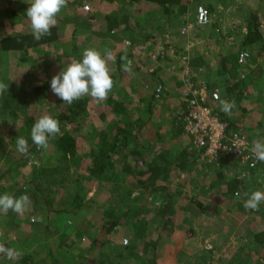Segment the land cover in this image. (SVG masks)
<instances>
[{"label": "rangeland", "instance_id": "obj_1", "mask_svg": "<svg viewBox=\"0 0 264 264\" xmlns=\"http://www.w3.org/2000/svg\"><path fill=\"white\" fill-rule=\"evenodd\" d=\"M30 2L31 0H0V7L2 10V12H0V39L4 35L14 32H31L28 17H25L22 13H20V7H22L25 3L30 4ZM78 2H82V6H76ZM219 2L224 3L223 0H219ZM195 5L196 0L192 1L191 6L188 5V21H191L194 16L193 11H195ZM217 5L212 7V14L213 12L214 14H217L215 13L218 11ZM85 6H89V10H86ZM118 6L119 2L117 0H67V6L61 11V17L65 18L68 15L72 16L73 13L79 14L82 17L93 15L96 17L97 21L92 20L90 30L81 28L74 29L73 20H71L69 22L70 24H67L66 27H63L60 30L59 41L56 42L55 45H50L45 49L47 54L49 52L48 57L42 56V53L38 55V52L30 51L27 59H24L23 54L20 52H8L3 51L0 48V82L6 84L9 78H13L17 84L21 85L24 82V78L25 81L27 79V84H25L27 88L43 84L44 82H47L50 85L51 79L60 73L69 62L71 63L73 60L71 58H76L80 50L84 51L88 48H94L103 54L104 50L108 49L113 52L116 58V55H118L122 50H129L133 45L131 44L127 46L126 40H122L121 38L124 36L123 39H128V37H131L132 35H137L139 37L138 43H141L140 50L137 53V57L128 58V60L132 61L133 74L130 75L129 73L122 71L121 66L119 71L121 72V75L119 76L118 83L120 86L115 92L116 95L118 94V97L123 96L127 101L129 99H134V101H136V105L139 104L138 106H141L143 103L149 101L150 95H154L155 90V79L152 74L153 71L149 68V66H151V56L156 49V42H153L152 40V42H148L145 35L140 33L146 32V34L152 35V25L158 23L163 17L162 15H158L153 18L152 15L150 18L147 17L143 12V6L140 8H131L127 13V26L123 27L122 30H116L115 33L110 32L107 34V25L102 18L107 12L111 9L118 8ZM251 9L253 11H257L259 15H264V0H233L231 7H224L223 9L222 13L225 15L227 20L226 22L229 25L221 22L223 26L221 30L226 31L229 26V31L236 32V30L244 24V12H248ZM184 20L185 19H183V21ZM261 21L264 25L263 17L261 18ZM211 29V27H207L208 31H211ZM93 30H100L97 32L101 35L98 36L97 34L93 36L91 34ZM137 30L140 33H136L135 31ZM204 32L205 34L208 33L207 31ZM118 33L122 36L118 35ZM90 34L91 36H88ZM234 37L235 36L232 37L226 34V36L222 35L221 37H217L215 41H211V44L217 43L219 53L216 55L214 51V54L209 55L206 60L210 61V63L218 60V63L220 64L222 55L227 53V51H229V47L235 44L236 39ZM173 38L177 44H179V42H182L181 44H183V41L178 36H174ZM210 40H213V38ZM75 42L76 47H74ZM163 43L164 42L160 40V44L162 45ZM181 44L180 48H182ZM188 45H192L191 41ZM199 45H196L195 47L200 48ZM200 46L202 48H207L209 47V44L202 43ZM185 47L186 45H184V48ZM174 52L178 54L176 50ZM168 59L169 60L160 59V61L166 62L165 69L176 66L178 68L182 67V61L179 56H172V60L169 57ZM34 60H37V64H34ZM260 65L263 66L264 71V59H260ZM109 67L112 71L116 70L117 65L115 60L109 63ZM220 68L221 66L217 68L219 72ZM258 75L259 76L257 77L255 76V79H253V86L250 87V91L252 92V95H250L251 99L242 103V106L244 107L247 105L248 108L251 109L258 106L264 109L263 106H259L262 101L264 102V73L260 72ZM213 76H211L212 78H210V80L212 83L217 85L216 88L219 89L221 98L224 100L225 94L222 89V84H224L225 79L222 80L221 77L216 78L214 73ZM164 83L167 84L168 81L165 80ZM212 83L211 86L213 88L214 86ZM168 90L172 92L175 91L173 87L169 86ZM250 91L246 89L245 93L249 94ZM245 93L240 96H245ZM49 99V101L45 100L43 103L38 105L37 109H35L38 116L42 117L43 115H50L55 118L61 114L64 107L59 105L60 103L56 102L54 97H50ZM177 102L178 101L176 99L170 98L167 95L162 97L160 100H155L153 119L158 121L164 120L166 123L165 128L168 129L171 126V121L175 120L173 112L179 108L177 107ZM216 106H220L219 110L221 111L220 102L216 103ZM263 109L262 111L259 110L258 113L255 110L253 111L254 113H257L256 115H253L252 113L253 122H260L263 118L261 117L264 113ZM88 110L89 115L84 119L82 128L77 130V132L75 131L76 136H79V154L83 158H88V152L91 144L95 140L96 133H98V131L103 127H106L109 123L108 120L100 118V112L107 111L108 118L110 120L113 119L112 114L109 112L110 109L104 102H92L89 105ZM237 111L238 113L240 112L238 109ZM233 114L235 115V113ZM142 115L147 116V112L143 111ZM164 122L161 121V125H159V127L161 126L164 129ZM22 123L23 122L19 120L13 121L11 118L0 117V172L1 174L6 175V177L0 179V195L11 194L14 196L16 192L17 195L15 197H19L21 194L17 188L21 189L25 186V183L29 181L32 165L39 163V158L36 154L32 160L29 162L26 161L22 164L25 165L23 166V172L18 173V168L14 166L17 164V160L22 157V154H20L17 150H14L16 145L11 146L8 134L12 131H17V137L22 136V134L24 135V129H22L23 131L21 130L23 126ZM262 124V127L264 128V120L262 121ZM75 126L76 125H70L67 126V128L72 130ZM175 126L181 128L178 124H175ZM159 127L156 125L143 128L142 131L139 132L138 142L147 145L150 139L153 138V135H155L153 132L156 129L159 130ZM247 133L249 136L251 135V132L248 130ZM169 136L170 134L168 133V137ZM257 139L264 141L259 136H257ZM182 140L181 136V141ZM177 142L179 141L176 138L166 141L163 137L161 140H156L154 146L155 149H158L161 146H166V148L169 149L172 144H176ZM31 144L32 141H28V145L30 146ZM176 146L187 147V145H184L183 143L176 144ZM174 149L175 148H173V152L175 153H173L170 157L172 160H174L177 156L175 155L177 151ZM43 152L44 153L42 154L44 155V161L46 164H54V162L59 158V153L56 151L53 141L49 142V147L43 150ZM189 155L192 157L191 154ZM87 160L88 159H84V165L87 163ZM129 161L133 163L132 159ZM229 161L232 162L231 159L227 160V162ZM185 162L188 164V169H185L181 173L182 175L180 177H174L175 180L164 185L165 187L167 186L168 191L171 190L172 192H176L178 189L180 192L181 189V192L183 193L177 201V207L175 213L173 214L175 229L173 234L166 237L165 241L159 246L156 264H249L246 261V252H249V254L247 253V256H251L253 258L251 264H262V261H259V256H257V254L250 249L252 245L248 244L246 238L254 230L256 231L258 229L257 220L264 219V213L246 210L243 206L245 200L242 201L241 204L235 205L239 211H232L231 209L230 212L231 205L229 208H222L219 206L220 199H222V190H224V184H218L220 177L219 174L222 175V178H230L235 173V171L232 172L233 166L226 163L223 166H220L221 164L217 165L220 167H211V165L203 166L202 164H198L197 161H191V158H188ZM234 166L238 170L244 169V167L237 166L236 164H234ZM207 167H211L210 172L206 171ZM7 169H9L10 174H8L9 172L7 173ZM5 172L7 174H4ZM80 174L83 176V173ZM21 178L27 179L24 184H20ZM257 179H259L257 182L261 181V178ZM110 181L111 178H107V182ZM83 183L86 186L84 190H82L84 200L90 199L100 205L104 203H107L108 205L111 204L110 196L103 188L95 186L92 181L88 183L84 181ZM213 183L216 187L211 188L210 185ZM69 188L74 192L78 189L73 183L70 184ZM255 190L264 191L260 185L251 184L245 192L251 193ZM137 193H139L137 190L133 192L134 195ZM164 195L165 193L156 192L149 199V202L141 201L140 204L150 208L158 207L160 202L165 200ZM28 196L31 200V205L26 211L25 219L23 218L22 223L16 224L14 222L16 213L12 211L10 214L0 213L1 240L4 242L6 247L14 248L20 253L19 257L14 260H9L0 255V264H20L23 260V256L26 254L31 256L29 264H70L72 260H74L77 264H98V249H96L95 246H90V235L85 231L89 230V233L92 236L94 232H99L103 229V226H101L102 208L97 207V205L93 203L94 205L91 209L82 210L76 216L70 213H51L48 216V223L51 224V227L46 232L45 228L48 225L47 214L44 215L42 213L38 215L29 211V209L34 207V201L31 195ZM242 196L243 199H247L244 195ZM235 200L238 199H234L233 203H235ZM224 203L228 205V203ZM64 204H67L65 198L59 197L55 207L59 208ZM130 206L131 202L123 208L127 209ZM214 207H217L216 211H213ZM124 212L125 211H122L120 213L123 214ZM205 213H207V216H203ZM158 222V218L153 219L149 228L151 230L152 228L156 229L155 226L158 225ZM122 230L126 234L129 232L128 226L126 225L123 226ZM191 230L192 233H188L191 232ZM130 231L133 232L132 229H130ZM91 236L90 238H93ZM110 237L113 236L110 235ZM124 237L126 236H122V234L121 237H113L111 238L110 243L119 244L122 242L125 245L127 244V241H125L127 238ZM77 239L79 242H75ZM195 239L198 240V242L194 243L193 240ZM199 242L202 243V245L199 244ZM203 246L207 248L206 250H212L213 253L211 256L202 248ZM243 247H245L246 250H244ZM80 251H84V260L82 262L79 261L80 255L78 253H80ZM75 252H78L76 254V256H78L77 260L73 256V253ZM139 252L141 253L140 257L143 258L148 256V258H151V250L150 254L145 255L143 245L140 246ZM261 254L264 258V250H261ZM140 257L131 258L130 264H137L136 262H140L142 259ZM121 258L122 257L117 260L115 259L114 263H117L121 260Z\"/></svg>", "mask_w": 264, "mask_h": 264}, {"label": "trees", "instance_id": "obj_2", "mask_svg": "<svg viewBox=\"0 0 264 264\" xmlns=\"http://www.w3.org/2000/svg\"><path fill=\"white\" fill-rule=\"evenodd\" d=\"M117 1L119 2L118 8L103 16V21L106 22L107 25V34L110 32L115 33L117 29L122 30L123 27L127 26L128 10L134 6L143 5V3L155 4L160 8L162 17L165 20L159 26L158 29L160 30L158 34L166 29L164 26L167 25L169 21V26L172 27L171 31L175 36L181 38L183 42L190 43L191 41L192 43L190 48L186 49V52H188L190 56V72L193 73L196 71L201 73L200 68L205 70V66L207 65L206 58L198 54L192 55V51L195 49L192 40L193 34H183L179 31V17L182 15V7L179 8L178 5L182 0ZM229 3L230 0L227 5ZM29 5L30 4L25 3L20 7V13L25 17H27L26 11ZM78 5L82 6V2H78L76 6ZM0 12H2L1 7ZM68 16L62 18L60 13L57 25L51 29V35L43 37L40 41H36L33 38L32 32H14L4 35L0 39V48L3 51L20 52L23 54L24 59H27L29 51L45 50V48L51 44L56 43L60 39V30L66 27L67 24H70L69 22L71 20H73L74 29L81 28L85 30H90L92 20L97 21L96 17L93 15L82 17L79 14L73 13L72 16ZM243 19L244 24L235 32V44L229 47V51L222 55L220 61V66L225 70L227 75L222 86L225 94L224 100H234L235 102L231 114L226 115L223 111H220V106L217 107L210 99H205L201 102L209 105L221 120L227 122L229 130L239 129L247 133V130H251V128L246 127L247 125L244 119H234L233 113L237 114V109L240 112L245 110L242 103L251 99L250 95H252V92L250 91V87L253 86V79H255V76H259L258 74L260 72H263L260 59H264V25L257 11H253L252 9L248 12H244ZM215 24L217 25V22ZM162 25L163 28L161 29ZM211 25L213 24L211 23L207 27ZM217 33L219 36H226L227 33L232 34L228 28L226 31L218 28ZM95 34H98V36L101 35L98 32ZM148 35L153 38L157 34ZM181 43L179 42V44ZM74 45V47H76V42ZM180 49L184 50L183 48ZM242 51L249 53V60L244 65L238 63V56ZM48 55L49 52L47 56ZM82 58L83 51L80 50L78 56L71 59L82 60ZM121 62L122 59L117 60L118 68L115 72H112L115 87L108 98L103 101L110 109L109 112L112 114L113 119L110 120L108 118L107 111L100 112V118L108 120L109 123L96 133L95 140L91 144L88 152V158H83L79 154V136H76L75 131L77 132V130L82 128L84 119L89 115L88 107L92 102H95L91 97L86 96L69 105L63 103V101L51 91V87L47 82L27 88L25 86V84H27V79L25 81L23 78V84L19 85L13 78H9L6 82V84H8V91L0 97V117L11 118L13 121H22L23 126L21 130L24 129V131L22 130L24 132L22 137L30 142L31 128L41 117L36 114L35 109H37L38 105L45 100L49 101L50 97H54L56 102H59V105L64 107L61 114L55 117V119L60 121L61 134L53 140L52 138L49 140V142L53 141V145L59 153L58 160H56L54 164H46L44 155L42 154L44 153L43 150H38L32 143L29 146L28 154L22 155V157L17 160V164L15 163L16 165H14L20 169L24 166L22 164L32 160L34 155L37 154L39 158V163L33 164L31 167L32 171L29 176V181L25 183L23 188H17V190L20 191L19 193L21 195L26 194L33 197L34 207L29 209V211L38 215L42 213L44 215L47 214L48 225L45 228L46 232L51 227V224L48 223V216L51 213H70L76 216L82 210L91 209L94 205L93 203H95L97 207L103 209L101 225L103 229L99 232H94L92 236L89 230L85 232L93 237L90 238L88 235L89 241H91L90 246H95V248L98 249V264H130L131 258L140 257L141 253L139 250L141 245H143L145 255L150 254L151 250V258H148V256L143 258L140 257L142 259L140 262L136 263L156 264L159 246L165 241L166 237L173 234L175 229L173 214L177 207V201L183 193L181 189L180 192L178 189L176 192H172L171 190L168 191L167 186L165 187L164 185L170 181L172 182L174 177H180L182 175L181 173L185 169H188V164L185 162L188 158L196 162V156L191 157L189 155V146L191 144L190 137L185 134L183 125L178 119V112L181 111L187 98L183 96L184 82L183 79H180L181 88L177 94L183 105L174 110L173 114L176 119L175 122L172 120L171 126L168 129L172 132L171 139H178L179 142L176 144L183 143L187 145V147L173 146L167 149L165 146H161L155 149V146L150 143L147 145L139 143V132H141L143 128L156 125L159 127V125H161L158 120L153 119L155 111L154 101L162 99L165 95L168 97L170 95L172 96L174 91L163 89L157 97L155 87L154 95L151 94L149 101L143 103L141 106H138L139 104L136 105L134 99H129L127 101L123 96L118 97L115 91L120 86L118 84V74L119 76L121 75L119 72L122 66ZM67 66L65 68H67ZM193 81L196 83L195 79H193ZM246 89L250 91L249 94L245 93ZM174 93H176V91ZM244 93L245 96H240ZM261 104H263L264 107L263 101ZM143 111L147 112V116L142 115ZM175 124H178L181 128L175 126ZM70 125L76 126L70 130L67 128V126ZM157 130L158 129H156V131ZM17 133V131H12L8 134L11 146L16 145V139L18 138ZM155 135L157 139L160 138L158 133ZM181 136L183 139L182 141ZM251 136L252 135L249 137L252 142L257 136L262 137L264 140V132L258 131V133H254V138ZM153 138H151L150 141L154 142ZM173 148L177 151L175 154L177 156L174 160L170 159L172 154L175 153L173 152ZM14 150H17L16 146ZM84 159H88L85 165L83 163ZM130 159L133 160V163L129 161ZM232 163L234 164V162ZM80 173H83V176ZM252 174L247 179L241 178L238 173H234L230 178H222V175L219 174L218 184H224V190H222L223 196L233 199L236 197L235 193L240 192V197L243 199L242 195L247 189V183ZM107 178H111V181L107 182ZM84 181L87 183L92 181L95 186L103 188L107 194H109L111 204L108 205L104 203L100 205L90 199L84 200L82 196V190L86 187L83 183ZM72 183L78 188L75 192L69 188ZM210 187L214 188L216 185L213 183ZM135 190L139 191L136 195L133 194ZM152 191L165 193V200L160 202L159 206L155 208H150L145 205L142 206L140 204L141 201L149 202V199L156 193ZM59 197H64L67 204L57 208L55 204ZM244 200L246 199L238 200L239 204ZM130 202L131 206L124 209L123 207H126ZM122 211L125 212L122 214L120 213ZM10 212L11 211H9L8 214H10ZM257 212L264 213V203L260 205V210ZM25 213L23 215L16 214L14 222L16 224L22 223L23 218L25 219ZM156 218L159 220L158 225L155 226L156 229L152 228L151 230L149 226L153 219ZM257 222L258 229L256 231L254 230L246 239L248 244L252 245L250 249L259 256V261H262V264H264V258L261 254V250H264V219H258ZM124 225L128 226V234L124 233L122 230ZM130 229H132L133 232H131ZM188 233H192V230ZM121 234L122 236H126L124 238H127L125 239L127 244L124 245L122 242L119 244L110 243L111 238L121 237ZM110 235L113 237H110ZM75 242H79V240L77 239ZM202 248L210 256L212 255V250H206L207 248L204 246ZM243 249L246 250L245 247H243ZM77 253H73L76 260L78 257L76 256ZM247 253L249 254V252H246V261L251 264L253 258L247 256ZM78 254L80 255L79 261L82 262L84 260V251H80ZM30 257L31 256L27 254L24 255L20 264H29ZM120 257L122 258L118 262L121 263H114V260ZM70 264L77 263L72 260Z\"/></svg>", "mask_w": 264, "mask_h": 264}, {"label": "clouds", "instance_id": "obj_3", "mask_svg": "<svg viewBox=\"0 0 264 264\" xmlns=\"http://www.w3.org/2000/svg\"><path fill=\"white\" fill-rule=\"evenodd\" d=\"M67 6V0H31L26 15L30 21L31 32L36 41L51 35V29L58 23L61 11ZM125 61L122 65L123 71L133 74L132 61L122 57ZM115 60L111 50L105 49L103 54L94 48L83 51L82 60L73 59L60 73L55 75L50 82L51 91L59 97L63 103L72 104L75 101L88 96L96 103L105 101L115 87L112 78V70L109 63ZM8 91V84L0 82V96ZM221 111L226 115L231 114L235 102L220 101ZM61 134L60 121L50 115L40 117L31 128V141L38 150L49 147L50 138L54 139ZM17 151L22 155L29 152L28 141L19 136L16 139ZM255 161L264 163V141L255 139L250 149ZM223 161V160H222ZM247 199L244 202L246 210L259 211L260 205L264 203V191L255 190L251 193H243ZM235 196L240 198L241 193ZM31 205L28 195L15 197L11 194L0 195V213L12 211L23 215ZM0 255L9 260L17 259L20 253L0 242Z\"/></svg>", "mask_w": 264, "mask_h": 264}, {"label": "crops", "instance_id": "obj_4", "mask_svg": "<svg viewBox=\"0 0 264 264\" xmlns=\"http://www.w3.org/2000/svg\"><path fill=\"white\" fill-rule=\"evenodd\" d=\"M192 1L193 0H182L181 1V3L178 5V7L179 8H181L182 7V15L179 17V21H180V23H182L183 22V19H185L184 21H186L187 19H189V18H187L188 16H189V14L187 13V10L189 9V6L188 5H190L191 6V4H192ZM228 1L229 0H223V2L224 3H222V2H219V0H196V5H195V11H193L194 12V14L193 15H195V12H196V7L198 6V5H203V6H205L206 8H208L210 11L212 10L211 8L213 7V6H215V5H217L218 7H217V9H218V11L217 12H215V13H217V14H214V12H213V14H212V12H211V15H212V24L214 25H211V26H209V27H211L212 29H211V31H208L207 30V26H205V27H196V28H193V30H192V34H193V36H192V40L194 41V47L196 46V45H201L202 43H208L209 44V47H207V48H202L200 45H199V47L200 48H196L195 47V49L192 51V55H195V54H198V55H200V56H203L204 58H207V57H209V55H212V54H214V51H215V53H216V55H218V53H219V50H218V45H217V43L215 44H211V41H215V39H217V37H221V36H219V34L217 33V30H218V28L219 29H221L223 26H222V23L221 22H224L226 25L228 24L226 21V18H225V15L222 13L223 12V9H224V7L225 8H229V7H231V5H232V3H233V0L231 1L230 0V3L227 5V3H228ZM253 1V0H252ZM194 3V2H193ZM141 6H143V8H144V14L148 17L149 16V18H150V16L152 15V18L153 17H156V16H160V15H162V14H158V13H161V11H160V8L157 6V5H155V4H145V3H143V5L142 4H140V5H136V6H134L133 8H135V7H137V8H140ZM117 8H115V9H111L109 12H111V11H114V10H116ZM109 12H107V13H109ZM258 13V12H257ZM186 14V15H185ZM259 14V13H258ZM264 14V13H263ZM192 15V14H191ZM186 16V17H185ZM223 16V17H222ZM194 17L195 16H193L192 17V19H191V21H193V19H194ZM259 17H260V20H261V18L263 17V15H259ZM103 19V18H102ZM160 19V18H159ZM165 20L163 19V18H161V20H159V22L158 23H156L155 25H152V35H155V34H157V35H155L153 38L152 37H150L148 34H146V32H144V33H140V32H138V30L137 31H135L136 33H140V34H144L145 35V38H147L148 37V42H149V40L151 41H153V42H156V49H155V52H153V54H152V56H151V59L152 60H150V64H151V66H149V68L153 71V76H154V79H155V81H154V84H155V87L157 88V86L158 85H160V84H162L163 86H164V89H167L168 90V86L169 87H173V89L176 91V93H174L173 92V95L171 96H169L170 98H173V99H176L178 102L176 103L177 104V107H180L181 105H183V103L181 102V99L179 98V95L177 94L178 93V91L180 90V88H181V80L180 79H182V72H183V70L184 69H182V67L181 68H178L177 66V68L176 67H171V68H167V69H165V64H166V62L165 61H160V59H165V60H169L168 59V57L172 60V56H176V57H180V54L181 53H184L185 52V50L186 49H189L190 48V45H188V43L187 42H183V44H181L182 45V48L184 49V50H181L180 49V44H177V42H175L174 41V33H172V31H171V29H172V27L171 26H169V21H168V24L167 25H165L164 27L166 28V29H164V31L162 32V33H160V34H158L159 33V30L160 29H158L159 28V26L164 22ZM188 21V20H187ZM190 21V20H189ZM217 22V25L215 24ZM229 25V24H228ZM167 26V27H166ZM163 28V25H162V27H161V29ZM227 28H229V26L227 27ZM117 30H119V29H117ZM97 31H100V30H93L92 31V35L94 36V35H96L95 33L97 32ZM204 31H207L208 33H206L205 34V32ZM114 33V32H113ZM230 33V32H229ZM229 33H227L229 36H235V32H232V34H229ZM234 33V34H233ZM91 34L90 35H88V36H91ZM177 34V33H176ZM118 35H120L119 33H118ZM120 36H122V35H120ZM124 37V36H123ZM123 37L121 38L122 40H129V41H131L132 42V47H130V49L128 50H122L118 55H116V58H115V62H116V65L118 66V63H117V60L118 59H122V57H127V59L129 58V57H137V53L139 52V50H140V42L138 43V39H139V37L137 36V35H132L131 37H128V39H123ZM127 38V37H126ZM136 38H137V40H136ZM199 38H202V39H199ZM211 38H213V40H210ZM235 38V37H234ZM187 39V38H186ZM230 39H232V38H230ZM229 39V40H230ZM160 40H162L164 43L161 45L160 44ZM59 41V40H58ZM57 41V42H58ZM151 41V42H152ZM56 43H53V44H51L52 46L53 45H55ZM184 45H186V47L184 48ZM194 47H192V48H194ZM174 48V49H173ZM214 48V49H213ZM46 49V48H45ZM213 49V50H212ZM176 50V52H178V54L177 53H175L174 51ZM30 52V51H29ZM36 52H38V55H40L41 53H42V56H45V57H48L47 56V54H46V51L45 50H40V51H36ZM157 53H159V55L157 56L156 54ZM153 55H155V56H157L156 58H154V56ZM38 57V56H37ZM181 58V57H180ZM207 61V65L204 67L205 68V72H204V75H205V78L208 80V81H210L211 82V80H210V78H212L211 76H213V73H214V75L216 76V78H218V77H221V79L223 80V79H225L226 80V78H227V75H226V73H225V70L224 69H222V68H220V72L218 71V67H220V64L218 63V60L217 61H213V62H211L210 63V61H208V60H206ZM124 60L122 59V62H121V65H123L124 64ZM34 64H37V60H34ZM184 67V66H183ZM113 68V67H112ZM118 68V67H117ZM116 68V69H117ZM173 69V70H172ZM116 70H114V72H115ZM122 71H123V68H122ZM262 71H263V66H262ZM113 72V71H112ZM194 72H196V71H194ZM121 73V72H120ZM263 73H264V71H263ZM217 75H219V76H217ZM214 77V76H213ZM118 79H119V74H118ZM165 80L166 81H168V83L166 84V83H164L165 82ZM212 83V82H211ZM213 84V86L214 87H216L217 85L215 84V83H212ZM223 85V84H222ZM155 93V92H154ZM249 105V104H248ZM259 106H263V104H260ZM262 109L263 108H260V107H256V108H248V106L247 105H245V110H243L241 113L239 112V113H237V114H235L234 115V119H237V120H240L241 118L242 119H244V121L246 122V127L247 128H251V130H248L249 132H251L250 134L252 135L251 137L252 138H254L253 137V134L254 133H258V131H260V132H263L264 131V128L262 127V121L264 120V113H263V115L261 116V117H263L261 120H260V122H253V115H256L258 112H259V110H261L262 111ZM256 111L257 113H254L253 111ZM263 112H264V109H263ZM252 113H253V115H252ZM174 116V115H173ZM240 116V117H239ZM175 119H176V117H175ZM162 122H164V120H161ZM161 121H159L160 123H161ZM173 121H175V120H173ZM171 123H172V121H171ZM165 125H166V123L164 122V124H163V127H164V129L162 128V127H159V130H155L153 133H158L159 134V136H160V140H161V138H165L166 139V141H168L169 139H171V137H172V132H171V130L170 129H166L165 128ZM171 125V124H170ZM259 129V130H258ZM254 132V133H253ZM168 133L170 134V136L168 137ZM153 137H155V139L156 140H158L157 138H156V135H153ZM262 138V137H261ZM154 139V138H153ZM154 139V142L153 141H149V143L150 144H152V145H154V143L156 142V140ZM255 139H257V138H255ZM173 146H176V144L174 143V144H172L171 145V147H173ZM166 147V146H165ZM227 160H228V158L226 159V158H224L223 159V161L220 163V164H202L203 166L204 165H211V166H217V165H220V166H223L225 163L226 164H231V166H233V170H232V172H234L235 171V173H237L238 172V169H236L235 168V166H234V164L232 163V162H227ZM199 164V163H198ZM25 166V165H24ZM220 166H217V167H220ZM211 167H207L206 169V171L207 172H210V169ZM8 170V171H7ZM6 171H7V173L9 172V169H7ZM22 170H24V167H21L20 169L18 168L17 169V172L19 173V172H23ZM6 172L4 173V174H7ZM8 174H10V172L8 173ZM3 174H1V172H0V179H2V178H4V177H6V175H3ZM26 178V177H25ZM25 178H21L20 179V184H24V182H25V180H27V179H25ZM257 178H261L260 180L261 181H259V182H257V180H259V179H257ZM174 180H175V178H174ZM261 183V184H260ZM260 185L261 186V188L264 190V163H260V165L258 166V169L252 174V176L249 178V180H248V183H247V188L250 186V185ZM15 194H16V192H15ZM14 194V195H15ZM208 194H209V192H208ZM207 194V195H208ZM17 195V194H16ZM15 195V196H16ZM219 199V198H218ZM234 199H238V200H241L242 199V197H240V198H237V197H234L233 199H231V198H225L224 196H223V194H222V199H220V204H219V206L220 207H226V208H229V206L231 205V207H230V212H231V209H232V211H239L237 208H236V206L235 205H238L239 204V202H238V200H235V203H233V200ZM224 202H226V203H228V205H226ZM216 209H217V207H214L213 208V211L215 210L216 211ZM257 212V211H256ZM207 213H205L203 216H207L206 215ZM196 235V234H195ZM194 241V243L195 242H198V240H193ZM201 242V241H200ZM199 242V244H201L202 245V243H200ZM183 243V242H182ZM199 244H198V246H199ZM201 248V247H200Z\"/></svg>", "mask_w": 264, "mask_h": 264}, {"label": "built area", "instance_id": "obj_5", "mask_svg": "<svg viewBox=\"0 0 264 264\" xmlns=\"http://www.w3.org/2000/svg\"><path fill=\"white\" fill-rule=\"evenodd\" d=\"M89 10V6H85ZM193 21H183L179 31L183 34L192 33L193 28L205 27L212 23L211 11L203 5L196 7ZM132 42L127 40L126 45ZM157 56L159 53L156 54ZM154 58L157 56L153 55ZM182 61V79L184 82L183 96L187 98L181 111L178 112V119L183 125L185 134L190 137L189 154L196 156L199 164H220L224 158L231 159L237 166L244 167L239 169L238 174L241 178L247 179L259 166L255 161L250 149L252 141L248 134L239 129H228V123L221 120L213 109L201 102L210 99L214 104L222 101L219 89L211 86L205 78L203 68L200 72H190L189 53L180 54ZM249 60V53L242 51L238 56V63L244 65ZM196 80V83L193 81ZM164 89L162 84L156 88V96ZM37 163V162H34ZM0 242L4 243L1 240ZM127 243V242H126Z\"/></svg>", "mask_w": 264, "mask_h": 264}]
</instances>
